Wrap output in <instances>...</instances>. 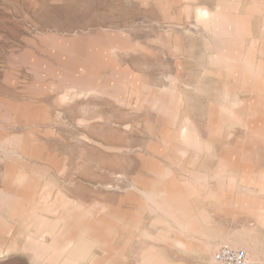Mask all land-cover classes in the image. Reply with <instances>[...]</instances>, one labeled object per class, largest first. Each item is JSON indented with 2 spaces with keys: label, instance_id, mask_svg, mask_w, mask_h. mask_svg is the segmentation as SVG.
Returning a JSON list of instances; mask_svg holds the SVG:
<instances>
[{
  "label": "rangeland",
  "instance_id": "374dc122",
  "mask_svg": "<svg viewBox=\"0 0 264 264\" xmlns=\"http://www.w3.org/2000/svg\"><path fill=\"white\" fill-rule=\"evenodd\" d=\"M86 224L96 264H264V0H0V264Z\"/></svg>",
  "mask_w": 264,
  "mask_h": 264
},
{
  "label": "bare ground",
  "instance_id": "6f19581e",
  "mask_svg": "<svg viewBox=\"0 0 264 264\" xmlns=\"http://www.w3.org/2000/svg\"><path fill=\"white\" fill-rule=\"evenodd\" d=\"M206 15H208V11L206 9H203V8H199L197 10V12H196L197 19H200V20L202 19L201 21H203V19L206 17ZM8 141H9V139H8ZM6 142H5V145H6ZM3 148H4V145H3ZM48 196H49V194H48ZM45 201H47V200L45 199ZM57 201H59V200H57ZM50 209L54 211L53 206L50 207ZM44 210H45V208L43 206L39 205L35 209L32 208L27 213V219L29 221V226H28V229H27V236L29 238H32V239L34 238L35 239L34 242L36 241V243H40V244L44 241V237L47 236V234L52 235L55 232L57 233V231H59V232L62 233L63 232L62 226H61L62 222H64V223L69 222L70 219H71V216L73 217L72 219L75 220L74 215L73 214H70V213H72V211H70V213H68L66 215H61V216L59 215V217H56V215H55L56 218H53L52 219V218L46 216L47 214L45 215L43 213ZM74 214H76V213H74ZM89 219H90V217H89ZM77 220H79V217H77ZM67 225L71 226V223L70 224H67ZM32 227L34 228V230H33ZM74 230H76V229H74ZM105 230H107V229L105 228ZM93 231H94L93 227L91 225L88 226L86 224L85 227H82L80 229V232L77 231L79 233L77 235V237L71 238L72 236L69 237V235H70L69 234L67 236V237H69L68 243L66 245H64V246H61V249H60L61 251L59 253L60 255H58V258L55 260L54 264H96L92 260L93 256L95 255V254H93L92 249H93L94 242L96 241V240H94L96 237L94 238ZM74 232H71V233L75 235ZM64 234H65V232H64ZM105 237H106V235H105ZM45 239H46V237H45ZM28 241H30V240H28ZM44 242H46V241H44ZM49 242H50V240H49ZM179 244L178 245L182 247L183 243L179 242ZM30 245H31V243H29L28 246L30 247ZM29 247H27V248H29ZM183 247H184V245H183ZM50 249H52V248H50ZM34 250H35V248L33 249V251ZM30 252H32V251H30ZM39 253L40 254L44 253V249H39ZM88 260H89V262H88Z\"/></svg>",
  "mask_w": 264,
  "mask_h": 264
},
{
  "label": "built area",
  "instance_id": "2783aa9c",
  "mask_svg": "<svg viewBox=\"0 0 264 264\" xmlns=\"http://www.w3.org/2000/svg\"><path fill=\"white\" fill-rule=\"evenodd\" d=\"M219 264H248L249 257L245 249L228 245L221 246L214 255Z\"/></svg>",
  "mask_w": 264,
  "mask_h": 264
}]
</instances>
